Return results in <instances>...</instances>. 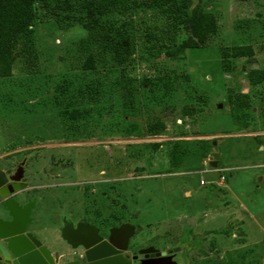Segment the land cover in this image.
Wrapping results in <instances>:
<instances>
[{
	"label": "rangeland",
	"instance_id": "obj_1",
	"mask_svg": "<svg viewBox=\"0 0 264 264\" xmlns=\"http://www.w3.org/2000/svg\"><path fill=\"white\" fill-rule=\"evenodd\" d=\"M51 1L36 4L38 17L15 47L25 52L0 78V169L26 162L30 189L20 198L32 207L31 228L65 254V221L104 232L128 223L129 256L152 248L177 250L176 264H264V82L246 79L264 69V0H190L187 13L214 14L217 29L174 57L151 49L186 38L172 15L100 0L107 11L93 29L57 22L46 12ZM124 38L125 60L106 46ZM247 44L253 57L228 58L222 69L221 49ZM88 54L94 68L83 70ZM237 95L247 96L245 107ZM160 122L163 130L151 132ZM176 141L188 155L179 157Z\"/></svg>",
	"mask_w": 264,
	"mask_h": 264
},
{
	"label": "trees",
	"instance_id": "obj_2",
	"mask_svg": "<svg viewBox=\"0 0 264 264\" xmlns=\"http://www.w3.org/2000/svg\"><path fill=\"white\" fill-rule=\"evenodd\" d=\"M48 2V0H0V78L9 77L12 72L14 60L17 56L25 52L24 48L15 52V47L18 40H22L26 37L29 30L32 27L38 17L37 3ZM43 2V3H44ZM46 11L49 16L61 21L62 19L74 20L81 23L84 27L95 29L99 23V17L103 15V11L106 10V4H102L99 0H53ZM41 3V4H43ZM190 0H133L131 7L134 9L144 8L149 10H159L168 15L175 17V26H181L184 33L187 35L177 46L172 50L162 47H151L157 54L164 52L167 57H174L181 53L184 49H197L205 45L206 39L210 34L216 32L217 23L214 14L210 12H204L193 8L190 13H187ZM63 13V16H59V12ZM56 20V21H57ZM57 21V22H58ZM112 26L110 25L109 28ZM115 35L121 38V35L125 33V29L120 27H114ZM109 40V39H108ZM121 45L112 44L107 42L106 46L111 47L114 55L120 59L123 53V60L127 59V40L124 38ZM149 41V39H148ZM124 50V51H122ZM129 55V54H128ZM222 60L221 67L224 70H228L229 61L228 58H246L250 59L254 55V50L251 45H234L231 47H224L221 49ZM228 61V62H227ZM94 68L93 57L88 54L83 61V70H92ZM246 79L249 85L255 86L264 82V69H250L246 73ZM131 80L123 78L120 83V88L125 91V97L129 100L132 96V89L130 88ZM241 100V107L246 106L247 96L237 95ZM235 99V100H236ZM229 109L231 114L234 110V102L231 100V96H228ZM231 105V106H230ZM186 110V109H185ZM69 118H74V111L65 112ZM185 115H189V110L184 112ZM73 120V119H72ZM163 124L157 123L155 127L149 126L151 132H158L163 130ZM205 141H200L202 145H205ZM180 143L178 141L172 143V148L175 152L179 150ZM174 152V153H175ZM177 155V154H176ZM188 155V149L183 148L179 150V157ZM172 158H175L173 156Z\"/></svg>",
	"mask_w": 264,
	"mask_h": 264
},
{
	"label": "water",
	"instance_id": "obj_3",
	"mask_svg": "<svg viewBox=\"0 0 264 264\" xmlns=\"http://www.w3.org/2000/svg\"><path fill=\"white\" fill-rule=\"evenodd\" d=\"M212 145H215L214 141ZM218 157L216 152L211 154L212 167L216 166ZM22 165L17 166L11 183H7L0 172V214L9 219H0V264H54L47 250L31 234L25 233L28 206L21 207L13 199L16 192L25 188L20 181ZM97 233V229L84 223L63 228L62 238L71 247L82 249L80 263L72 261L67 264H176L171 256H162L152 248L140 250V256L137 260L132 258L133 262L125 258L122 252L134 234V226L128 223L110 228L105 240Z\"/></svg>",
	"mask_w": 264,
	"mask_h": 264
},
{
	"label": "crops",
	"instance_id": "obj_4",
	"mask_svg": "<svg viewBox=\"0 0 264 264\" xmlns=\"http://www.w3.org/2000/svg\"><path fill=\"white\" fill-rule=\"evenodd\" d=\"M29 189H30V187L26 185V187L23 190H20V191L16 192L15 195H13V199L16 200L18 202V205H20L21 207L27 205L28 202L24 198H22V197L20 198V196H22V193H24L25 191H28ZM31 208L32 207L28 206V214H27V216H25V222H26L25 233L31 234L40 243V245L47 250V252L50 255V257L52 258L54 264H67V263L72 262V261H77L80 263L79 257H80V254L82 252V249L80 247H75V248L71 247L62 238V236H61V239L64 241V243H66L67 246H69V249H70V252H68L66 254L62 253L58 249V247H56L55 245L49 247L45 244L44 241H42V238L39 237L40 235H38V230L35 228H31V225L33 222V219L31 218V212H30ZM0 219L1 220H7V221L9 220L6 216L1 215V214H0ZM65 222L66 223L62 224L61 227L59 228L60 235H61L64 227L71 228L69 226V224H67V221H65ZM90 226H92V225H90Z\"/></svg>",
	"mask_w": 264,
	"mask_h": 264
},
{
	"label": "flooded vegetation",
	"instance_id": "obj_5",
	"mask_svg": "<svg viewBox=\"0 0 264 264\" xmlns=\"http://www.w3.org/2000/svg\"><path fill=\"white\" fill-rule=\"evenodd\" d=\"M21 163H23V165H22V167H21V182L22 183H24L25 184V187H26V181H25V177H24V166H25V164H26V162L23 160H21L20 162H18V163H16L15 164V167L9 172V173H7V172H5V171H2L1 169H0V172L2 173V175L4 176V178L7 180V183H11L12 181H13V177H14V173H15V171H16V168H17V166L19 165V164H21ZM122 224V223H121ZM121 224H119V225H121ZM119 225H116V226H114V227H118ZM114 227H109L108 229H107V231H102V230H100L99 228H96L95 227V229H97V231H98V236H100L103 240H105L106 239V236L108 235V230L110 229V228H114ZM134 237V234H133V236L129 239V241H128V245H127V249L124 251V252H122V255L125 257V258H127L128 260H131L132 262L134 261V260H137L138 259V256H135V255H131V256H129V255H127V254H125L127 251H128V248H129V242H130V240L132 239ZM176 252H177V250L176 251H174L173 250V252L171 253V255H168V256H171V259L174 261V255L176 254ZM82 253V252H81ZM142 256V258H144V255L142 254L141 255ZM132 258H134V260H132Z\"/></svg>",
	"mask_w": 264,
	"mask_h": 264
}]
</instances>
